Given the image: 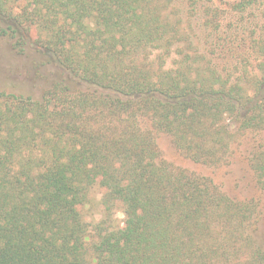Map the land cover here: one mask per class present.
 <instances>
[{
  "label": "trees",
  "instance_id": "trees-1",
  "mask_svg": "<svg viewBox=\"0 0 264 264\" xmlns=\"http://www.w3.org/2000/svg\"><path fill=\"white\" fill-rule=\"evenodd\" d=\"M0 36L57 70L0 90V264H264L258 204L155 142L222 167L250 134L264 187V0H0Z\"/></svg>",
  "mask_w": 264,
  "mask_h": 264
},
{
  "label": "rangeland",
  "instance_id": "rangeland-1",
  "mask_svg": "<svg viewBox=\"0 0 264 264\" xmlns=\"http://www.w3.org/2000/svg\"><path fill=\"white\" fill-rule=\"evenodd\" d=\"M233 2L236 0H220V2ZM34 35V29H32ZM29 50L18 54L8 39L0 36V90L5 92L31 95L39 98L56 76L57 70L50 65L43 64ZM256 63V62H255ZM248 59V68H252ZM244 83L245 87H249ZM257 139V137H256ZM254 140L252 135H245L238 141L237 149L232 153L230 162L226 166L211 167L191 161L181 154L174 146L171 137L163 132L155 133V142L160 158L172 168H182L190 172L208 177L226 195L237 200H254L262 214L260 221V241L264 247V187L255 181V176L249 165L252 157ZM264 143V139L261 140ZM103 189L94 186L88 195V203L81 207L84 219L92 223L101 217L100 198ZM114 220L122 225L123 214L121 209L115 208Z\"/></svg>",
  "mask_w": 264,
  "mask_h": 264
}]
</instances>
